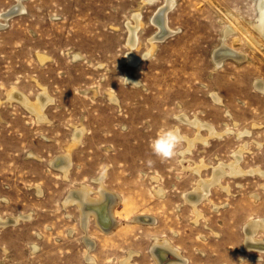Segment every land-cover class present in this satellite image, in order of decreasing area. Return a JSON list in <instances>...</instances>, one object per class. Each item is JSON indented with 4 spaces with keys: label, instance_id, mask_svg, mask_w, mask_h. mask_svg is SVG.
Listing matches in <instances>:
<instances>
[{
    "label": "rangeland",
    "instance_id": "rangeland-1",
    "mask_svg": "<svg viewBox=\"0 0 264 264\" xmlns=\"http://www.w3.org/2000/svg\"><path fill=\"white\" fill-rule=\"evenodd\" d=\"M18 1L0 0V22ZM258 2L173 0L164 21L173 33L144 56L165 0H21L23 9L0 26V217L29 219L0 227V264H93L86 261L88 235L94 264H121L130 252L126 264H158L155 238L180 250L186 264H264V251L244 247L246 225L264 219V174L255 171H264V92L255 86L264 81V39L254 27ZM135 11L142 24L130 49ZM223 43L243 58L226 57L217 66L214 52ZM130 50L142 56L138 63L126 59ZM43 89L51 99L44 121L10 98L17 90L36 101ZM181 114L227 132L197 142L183 161L180 140L175 155L162 161L149 147L160 131L197 133L179 121ZM79 128L64 176L51 163ZM241 148L244 173L213 185L198 216L184 193ZM183 164L205 167L198 176ZM102 174L103 186L120 195L113 206L120 222L107 233L94 215L84 229L79 206L63 204L81 186L100 198ZM141 214L157 220L133 219ZM254 238L264 240V227Z\"/></svg>",
    "mask_w": 264,
    "mask_h": 264
},
{
    "label": "bare ground",
    "instance_id": "bare-ground-1",
    "mask_svg": "<svg viewBox=\"0 0 264 264\" xmlns=\"http://www.w3.org/2000/svg\"><path fill=\"white\" fill-rule=\"evenodd\" d=\"M143 2H144V0H143ZM175 3H176V1H175ZM172 4H173V0H165V5L163 7H160V9H158V11H155L156 13H155L152 21L156 25L158 31L156 32V34L154 36H152L150 38V49L146 52V54H144V56H146L152 52V50L155 47V41L160 40V39L162 40L168 34L173 33V30L170 29V27H168L166 25V23L164 22L165 21V14H166L167 10H169V8H171V6H173ZM139 8H141V7H139ZM14 9H16V11H21L23 9L21 0L18 1V4L11 6L8 10L12 11ZM139 11H141V10H139ZM139 11H135L131 15L133 20H134V23L132 25L131 24L128 25L129 37H128L127 43L130 46V49H132L133 47L136 46V41H137L136 40L137 39L136 38V31L142 24L141 19H140V13L141 12L139 13ZM9 13L10 12H8V13L5 12L3 14V22L5 20H7ZM3 22H0V26L3 24ZM254 27L257 30V32L259 33V35L264 39V0H259V2L257 4V19L255 21ZM236 28L233 29V27H231L230 30H236ZM137 37H138V35H137ZM226 46L224 44V45H222V47H219V49L215 50V52H214V59H215L217 66L221 65L223 60L226 57H230V58H233L236 60H240L241 58H243L242 53L240 54V52H238L235 48L226 47ZM141 57L142 56H139V55H136L135 53H133L132 50H130L126 55V59L128 61H130L131 63H138V61L141 59ZM39 58L42 60L45 57L40 55ZM133 80H135V79H133ZM135 84H137V83H135ZM255 86L264 92V81H262V80L256 81ZM113 94L110 93L109 95H110L111 100L115 101L116 100V98L114 97L115 94L114 95ZM212 97L215 101H217V102L221 101L222 102V100H221L222 98L220 99V97L216 93H213ZM10 98L15 99L16 101L18 100L21 104H23L36 117V119H38L40 121L41 120L44 121L45 116H46L43 112L44 108H45L46 104L51 101L50 96L47 94V92L44 89L39 94L36 101L31 102L24 94L20 93L17 90L12 92ZM228 114H230V113H228ZM177 118L179 119V121L186 123L188 125H191L197 131V133H196V135H194V137L189 138V137L182 136L179 132V129L177 127L175 128L180 135V140H183L186 143V148L180 152V155H182V161L184 159L183 155H186L187 153L192 151L191 150L192 147L195 146V144L197 142H200L202 144H206L208 142L209 138L221 137L223 135V133L227 132V131H225V132L220 131L219 132L214 128L213 125H211L209 123H204L203 121H200L199 119H196V118L191 119V118L187 117L185 114H181ZM47 119H48V117H47ZM202 129L207 131V134L205 136L200 134V131ZM249 132H251V131H249ZM244 133H247V131L244 130V132L238 133L237 136H241ZM81 134H82V128L76 129V132L74 134V138L72 139V143L67 148V151L65 153L57 156L55 159L52 160L51 165L53 167H56L59 170H61L64 176L67 175L69 168H70V164H71V160H70L71 154L69 156V151H70L72 146H76L77 142L80 139ZM243 150H245V149L241 148L233 154L234 160L231 163H229V164L228 163L227 164L220 163L218 166L213 167L212 168V177L210 179H203L200 177L201 179H199L197 181L195 188H193L189 192L184 193V199L196 209L198 216H200L201 213L197 209V205L203 199L207 198L208 193H209V191L213 185H220L221 184L220 181H221L222 177L226 174H228L230 176L231 175L236 176L238 174L244 173L243 169L239 165L240 155H242ZM35 157H37V156H35ZM203 167H205L204 164L196 165L194 167L186 166L183 164V168L189 169L190 171L197 174L198 176H200V171ZM255 171H257V173H260L262 175L264 174L263 173L264 171L262 172L259 169L255 170ZM103 176H104V174H102L98 178H96V181H98V184H99V189L97 190V192L100 194V198H98V199L91 198L89 196L91 189L87 186H81L79 188H75V189L70 190L68 196L64 199L63 204L66 205V204L75 203L79 206V208L81 209L82 223H83L84 229H86L85 225L87 223L88 216L94 215L99 227L104 232L105 231L109 232V230H111V229L113 230V228H115L120 222L113 213V206L120 200V197H119L120 195L113 193L114 191L113 192L109 191L108 188L106 189L103 186V184H102ZM225 190H226V188H225ZM155 193L157 195H162L163 191H162V189H159V190H156ZM27 218L29 219L28 214H19V215L9 216V217H0V227L1 226L4 227V226H8V225H14V224H17L18 221L23 220V219H27ZM143 218H146L147 222L150 224H153L155 219H156L153 216L151 217L150 215H147V214H141V215L133 217L134 220L141 221V222L143 221ZM259 227H264V219H262V218L255 219V220L253 219L251 222H249L246 225V227H245L246 242H245L244 247L254 248V249L257 248L259 250L264 251V240L263 241H257L254 238L255 230ZM105 233H107V232H105ZM88 236H84V240H85V243L87 246L86 261H89V262L94 264L95 259L90 254V251L93 247V242L88 238ZM179 251L180 250H178L176 247L171 245L167 240L160 242V240H158L157 238H155V242L151 247V253H152L154 259L157 261L158 264H186L187 258L182 256L180 254L181 252H179ZM131 254H132L131 252L128 253V256L125 257V259H123L121 261V264H126L127 262L130 263L129 258L131 257ZM165 257H168L167 262L164 261L166 259Z\"/></svg>",
    "mask_w": 264,
    "mask_h": 264
},
{
    "label": "clouds",
    "instance_id": "clouds-1",
    "mask_svg": "<svg viewBox=\"0 0 264 264\" xmlns=\"http://www.w3.org/2000/svg\"><path fill=\"white\" fill-rule=\"evenodd\" d=\"M180 143V135L175 128H167L160 131L150 142V150L160 160L172 158Z\"/></svg>",
    "mask_w": 264,
    "mask_h": 264
},
{
    "label": "water",
    "instance_id": "water-1",
    "mask_svg": "<svg viewBox=\"0 0 264 264\" xmlns=\"http://www.w3.org/2000/svg\"><path fill=\"white\" fill-rule=\"evenodd\" d=\"M16 12H17L16 9H14V10L10 11L9 15H13Z\"/></svg>",
    "mask_w": 264,
    "mask_h": 264
}]
</instances>
